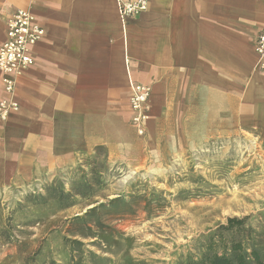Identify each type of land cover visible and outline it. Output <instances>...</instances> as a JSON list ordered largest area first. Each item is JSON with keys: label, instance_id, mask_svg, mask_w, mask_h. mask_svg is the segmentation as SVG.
Segmentation results:
<instances>
[{"label": "crops", "instance_id": "1", "mask_svg": "<svg viewBox=\"0 0 264 264\" xmlns=\"http://www.w3.org/2000/svg\"><path fill=\"white\" fill-rule=\"evenodd\" d=\"M148 2L124 24L116 0H0V45L19 9L45 29L34 64L17 80L20 108L0 122V190L53 180L99 150L132 143V82L152 87L153 146L171 124L183 132L198 109L264 135V71L255 51L264 0Z\"/></svg>", "mask_w": 264, "mask_h": 264}, {"label": "rangeland", "instance_id": "2", "mask_svg": "<svg viewBox=\"0 0 264 264\" xmlns=\"http://www.w3.org/2000/svg\"><path fill=\"white\" fill-rule=\"evenodd\" d=\"M202 114L0 190V264H201L232 239L264 260V135Z\"/></svg>", "mask_w": 264, "mask_h": 264}, {"label": "built area", "instance_id": "3", "mask_svg": "<svg viewBox=\"0 0 264 264\" xmlns=\"http://www.w3.org/2000/svg\"><path fill=\"white\" fill-rule=\"evenodd\" d=\"M121 21L126 24L148 8V0H116ZM44 27L29 9H19L7 19L6 40L0 45V72L4 85L5 97L0 99V122L19 110L16 99L18 78L34 64L33 47L43 38ZM255 51L258 67L264 71V27L259 32ZM129 103L133 115L131 124L137 133H146L149 119V100L152 87L149 84L132 82Z\"/></svg>", "mask_w": 264, "mask_h": 264}, {"label": "trees", "instance_id": "4", "mask_svg": "<svg viewBox=\"0 0 264 264\" xmlns=\"http://www.w3.org/2000/svg\"><path fill=\"white\" fill-rule=\"evenodd\" d=\"M243 222L242 218L230 217L227 224L222 225V228L227 231L233 230L236 225L240 226ZM224 246L227 247V244ZM204 258L201 264H264V260L261 259L257 250L254 249L248 252L244 243L235 239L231 240L229 251L219 253L214 246L211 247L210 253L205 254Z\"/></svg>", "mask_w": 264, "mask_h": 264}]
</instances>
